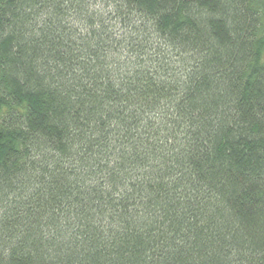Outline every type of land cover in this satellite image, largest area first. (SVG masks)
Segmentation results:
<instances>
[{"label": "trees", "instance_id": "obj_1", "mask_svg": "<svg viewBox=\"0 0 264 264\" xmlns=\"http://www.w3.org/2000/svg\"><path fill=\"white\" fill-rule=\"evenodd\" d=\"M90 1L0 0V264H264V0Z\"/></svg>", "mask_w": 264, "mask_h": 264}, {"label": "rangeland", "instance_id": "obj_2", "mask_svg": "<svg viewBox=\"0 0 264 264\" xmlns=\"http://www.w3.org/2000/svg\"><path fill=\"white\" fill-rule=\"evenodd\" d=\"M91 7L89 6V11L90 14L89 15H96L98 14V12H102L103 10H112V8L110 7V5L107 4L106 0H91ZM109 26L111 24H108Z\"/></svg>", "mask_w": 264, "mask_h": 264}]
</instances>
